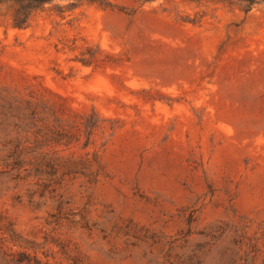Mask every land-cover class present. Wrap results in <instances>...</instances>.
<instances>
[{
    "label": "rangeland",
    "instance_id": "obj_1",
    "mask_svg": "<svg viewBox=\"0 0 264 264\" xmlns=\"http://www.w3.org/2000/svg\"><path fill=\"white\" fill-rule=\"evenodd\" d=\"M29 10L0 4L2 251L264 264V3L52 0L14 27Z\"/></svg>",
    "mask_w": 264,
    "mask_h": 264
},
{
    "label": "trees",
    "instance_id": "obj_2",
    "mask_svg": "<svg viewBox=\"0 0 264 264\" xmlns=\"http://www.w3.org/2000/svg\"><path fill=\"white\" fill-rule=\"evenodd\" d=\"M19 2L21 4H27L30 10L26 12V16L24 18H14L13 26L16 28H23L27 27L28 21L30 18V12L33 11L35 8H39L44 4L51 2L52 0H0V4L2 2ZM239 2L247 3L250 7L258 3H264V0H237ZM58 121V119H56ZM82 125L85 129L87 142L88 145L90 138L92 137L93 132L100 127V122L98 117L95 114H92L89 118H85L83 122H80L76 125L77 130L80 131ZM59 132V131H57ZM60 140H56L58 143ZM0 264H43L39 259L36 257L30 256L26 252H6L2 251L0 248Z\"/></svg>",
    "mask_w": 264,
    "mask_h": 264
}]
</instances>
